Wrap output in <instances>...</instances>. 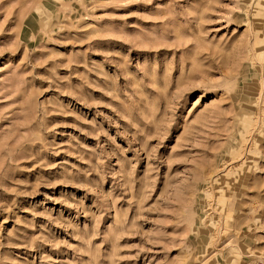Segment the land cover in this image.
I'll return each instance as SVG.
<instances>
[{
    "label": "rangeland",
    "instance_id": "rangeland-1",
    "mask_svg": "<svg viewBox=\"0 0 264 264\" xmlns=\"http://www.w3.org/2000/svg\"><path fill=\"white\" fill-rule=\"evenodd\" d=\"M0 264H264V0H0Z\"/></svg>",
    "mask_w": 264,
    "mask_h": 264
}]
</instances>
